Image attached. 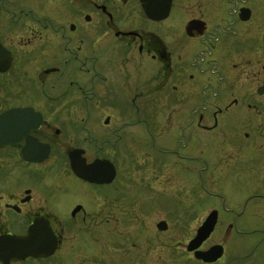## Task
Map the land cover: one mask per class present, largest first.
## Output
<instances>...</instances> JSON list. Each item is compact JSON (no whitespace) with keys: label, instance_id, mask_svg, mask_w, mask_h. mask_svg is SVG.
Returning a JSON list of instances; mask_svg holds the SVG:
<instances>
[{"label":"flooded vegetation","instance_id":"flooded-vegetation-1","mask_svg":"<svg viewBox=\"0 0 264 264\" xmlns=\"http://www.w3.org/2000/svg\"><path fill=\"white\" fill-rule=\"evenodd\" d=\"M57 1L61 0H48L51 4ZM85 3L91 9L88 14ZM242 9L250 11L248 19L242 18ZM26 10L22 0H0V61L5 69L0 71V114L11 108H32L41 116L40 125L28 136L0 149V237L26 236L38 222L39 229L51 227L57 248L49 257H28L9 264H58L55 261L64 244L61 228L77 225L75 221L81 216L80 223L92 217L90 226L97 228L99 216L114 215L118 206V164L115 158L100 152L129 149L123 134L129 122L116 126L118 112L123 120L135 116L132 126L147 123L153 134L150 119L144 121L140 115L145 113V98L154 101L161 100V96H145V83H158L163 99L180 100L182 92V100L190 99L174 117L173 138L159 144L163 147L160 150L165 153L170 150L164 147H173L176 157L191 164L205 163L209 170L212 190L190 193L195 207L198 199L208 205L209 212L199 227L211 213L216 214L213 232L197 250L206 252L221 246V256L207 262L196 257L197 250H187L199 227L185 243L187 256L194 264H264V93L258 91L264 83V33L243 31L252 25L260 28V20L252 22L253 9L242 5L234 11L239 22V30L234 31L231 22L223 18L215 24L203 18L190 19L201 20L206 26L195 36L186 33L190 39L186 43L181 35L172 39L174 42L166 41V35L174 33L170 29L165 37L153 32V20L145 14L140 0H62V14L70 16L66 22L40 18L36 7ZM132 13L137 18L133 19ZM101 19L106 21L102 24ZM23 21H29L27 38L21 33ZM103 25L112 33L109 45L102 43L101 33L97 35L100 31L106 33ZM43 30L46 35L50 31L46 45L37 40ZM43 46L48 52L40 48ZM30 47L31 55L22 52ZM146 61L157 66L152 70V81L145 80L151 70H145ZM29 70H37L36 76L23 74ZM50 75L62 77L64 83L40 82ZM4 83H19L20 91L10 95L9 106L5 104ZM184 83H193V89ZM230 83L253 84L248 88L246 84L238 85L235 91ZM102 87H107L104 95L99 94ZM208 89L220 95L208 96ZM75 91L81 95L74 97ZM193 96L200 100L192 101ZM75 98L86 109L93 101L114 110L104 121L107 129L98 137L86 128V119L94 113L67 112L76 106ZM75 117L83 119L78 123L82 126L73 127L65 121ZM92 145L99 152L90 160L88 148ZM47 149L43 160H33L43 157ZM75 150L82 152L86 165L97 160L110 162L115 178L100 184L78 176L72 168L71 153ZM6 163L16 168L15 175L9 176L17 185L16 191L6 186ZM22 167L28 170L26 186L21 185ZM18 188L23 190L18 192ZM57 216L64 219L58 221ZM70 222L74 224L70 226ZM183 243L179 241L171 252L173 256H164L159 264H180L177 249ZM0 264L6 263L0 260Z\"/></svg>","mask_w":264,"mask_h":264},{"label":"rangeland","instance_id":"rangeland-1","mask_svg":"<svg viewBox=\"0 0 264 264\" xmlns=\"http://www.w3.org/2000/svg\"><path fill=\"white\" fill-rule=\"evenodd\" d=\"M22 1L27 10L30 6L36 7L37 15L40 18L49 19L50 17H54L56 21L61 22H66L68 17L70 18V16L62 14V0L53 4L49 3L48 0ZM85 4V13L91 12L89 4L88 6L87 3ZM242 5L253 9L252 22L257 20L261 22L260 28L257 27L256 29V26L253 28L252 25V28L245 27L243 31H259L264 33V0H174L170 17L162 23L151 21L150 25L153 27L150 28L160 36H164L166 30L170 29L174 33L166 35V41L174 42L172 39H178V36L181 35L185 43L188 42L187 40H190L186 35L185 26L190 19L195 17L203 18L211 24H215L218 22L217 19L223 18V20L231 22L230 28L232 31L239 30V28L237 29L239 24L238 18L234 11ZM132 17L133 19L137 18V14L132 13ZM104 21L106 20H100L102 24ZM28 25L29 21L21 23V33L24 38H27L25 34L29 28ZM102 28L103 32L107 30L104 25ZM36 29L40 31V27L37 24ZM110 31L108 29L105 34H102L101 31L97 34L101 33V41L102 43L106 42V45H109L112 37V33H109ZM42 32V35H37V40L38 43H45L46 45L49 38L47 36L50 35V31H48L49 34L47 35V31L43 30ZM192 41L196 42V40ZM197 47L203 48L202 45H197ZM40 48L45 49L47 52L49 50L48 47L45 48L44 46ZM31 50L32 48L30 47L22 50V52H26V55L29 53L31 55ZM149 61L145 62V70L147 72L151 70L145 75V80L152 81L154 79L152 70H156L157 66ZM36 71L29 70L23 74L34 77L37 74ZM45 78L47 81L40 82L64 83L63 78H59L56 75H50ZM4 84L5 98L7 99L5 104L9 106L8 102H12V100L8 98L18 95L20 89L17 86L19 83ZM184 84L185 87L188 86L189 89H193V83ZM201 84L204 86L209 83ZM242 84H246L245 87L248 88L253 83H230V85H234L235 91H237L238 85ZM170 85L171 89L173 84L170 83ZM212 85L213 87H217L216 83H212ZM158 87V83H145V96H161V100L157 98V100L151 101L152 99L147 100L145 98V113L139 114L144 121L150 119L151 125L153 124L151 127L153 128V134H151L152 130L148 129L147 123L143 122L141 127L132 126L131 123L134 121L135 116H131L132 119L127 118V120H123L122 115L118 112L115 114L117 117L116 126L120 127L123 122H129L130 127L128 126L123 132L124 138H126L125 142L130 145L129 149L125 150L119 146L120 149L117 153L113 151L100 152V155L115 158L118 164V206L116 212L112 216H99L96 220V223L99 224L97 228L90 226V221H92L90 219L92 217L87 219L84 224L80 223L83 216L77 218L75 221L77 225H73L74 222H70L69 225L73 226L66 230L61 228L64 244L59 257L55 261L58 264H159L164 256H167L168 259L173 256L171 252L179 241L184 242L177 249L178 256H181L180 264H194L195 261L190 259L185 252V243L195 233L196 228L199 227L201 221L209 211L208 205L202 204L204 202L203 199H198V204L195 207L193 205L195 200L190 193L193 191L203 193L212 190L210 178H208L209 170L206 169L205 163L198 162L191 164L187 159L176 157L174 155L175 152L171 151L173 147H164L170 150L165 153L160 150V148H163L160 146L162 143H168L173 138L172 134L176 124L174 117L178 111L180 112L185 108L188 103L187 101L190 99L182 100L185 97V92L181 93L183 96L180 100H176V98L170 100L163 99V94L158 91ZM105 91H107V87L99 88V94L104 95ZM205 91L208 96H213L219 92L214 89ZM80 95L81 93L78 91L73 93L74 97ZM218 95H220V92ZM191 98H193L192 101L194 99L195 101L197 99V102L200 100L194 96ZM79 100L75 98L74 103L76 106L67 112L71 111L78 114L89 111L94 113L89 119H86V122L88 121L86 128L93 137H98L107 129L104 121L108 115H113L112 111L114 110L111 111V108H107V104L103 105L93 101H89V109H86L84 107L85 104H82L81 100ZM96 111H99V115H96ZM80 119L82 118L75 117L74 120L69 119L65 121L73 127H80L83 125L78 124ZM150 144L155 146L149 147ZM70 145L73 144L71 143ZM88 152L89 158L92 160L99 151L92 145L88 148ZM54 160L52 164H54ZM22 168L23 183L21 185L26 186L29 185L26 176L28 170H25L24 167ZM6 169V186L10 187L9 190L16 191L17 185L9 177L15 175L16 168H11L6 163ZM23 188H18L17 191H22ZM56 218L58 221L64 219L63 216H57ZM163 222L166 224V229L159 227V224Z\"/></svg>","mask_w":264,"mask_h":264},{"label":"water","instance_id":"water-1","mask_svg":"<svg viewBox=\"0 0 264 264\" xmlns=\"http://www.w3.org/2000/svg\"><path fill=\"white\" fill-rule=\"evenodd\" d=\"M145 8L146 15L155 21H162L169 17L173 0H140ZM242 18L248 19L250 14L248 9L241 10ZM205 22L201 20H191L186 25V33L195 36L205 30ZM3 53L0 45V59ZM0 71H4L1 67ZM259 93H264V83L259 88ZM41 123V116L32 108H12L0 114V149L8 144L15 143L37 128ZM40 151L38 148H34ZM81 151L71 153L72 168L74 172L91 182L105 184L110 183L116 175L115 168L110 162L97 160L91 165H86V160L81 156ZM48 154V149L43 157L33 160L41 161ZM216 225V214L211 213L204 223L198 228L196 236L190 241L188 251L197 250L202 243L209 238ZM161 229L166 228L165 222L159 224ZM57 248V238L50 226L39 229L38 222L30 228L26 236L6 235L0 237V260L9 264L11 260H24L28 257H49L54 254ZM197 258L210 262L221 256V246H216L213 250L202 252L197 250Z\"/></svg>","mask_w":264,"mask_h":264}]
</instances>
